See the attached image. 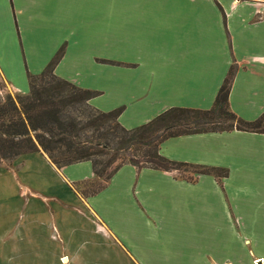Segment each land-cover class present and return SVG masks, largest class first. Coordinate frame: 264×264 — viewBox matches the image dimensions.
<instances>
[{
    "label": "crops",
    "instance_id": "0c3cea01",
    "mask_svg": "<svg viewBox=\"0 0 264 264\" xmlns=\"http://www.w3.org/2000/svg\"><path fill=\"white\" fill-rule=\"evenodd\" d=\"M59 51L54 74L97 92L101 112L122 108L128 130L209 110L230 67L229 110L264 113V0H0L1 96L26 95ZM160 154L228 174L125 165L85 196L71 186L99 182L90 162L46 164L55 189L0 205V264H264V134L174 137Z\"/></svg>",
    "mask_w": 264,
    "mask_h": 264
},
{
    "label": "trees",
    "instance_id": "16d2710c",
    "mask_svg": "<svg viewBox=\"0 0 264 264\" xmlns=\"http://www.w3.org/2000/svg\"><path fill=\"white\" fill-rule=\"evenodd\" d=\"M59 51L46 69L28 76L29 92L0 101V162L42 151L56 168L90 162L101 181L85 196L100 192L125 165L171 172L193 169L198 175L225 178L227 170L170 161L160 154V145L169 138L233 130L264 134V113L253 122L238 118L229 110L228 96L234 77L230 67L213 106L209 110L172 108L135 129L118 122L122 108L101 112L89 101L98 93L78 88L54 74ZM94 183V182H92Z\"/></svg>",
    "mask_w": 264,
    "mask_h": 264
},
{
    "label": "rangeland",
    "instance_id": "374dc122",
    "mask_svg": "<svg viewBox=\"0 0 264 264\" xmlns=\"http://www.w3.org/2000/svg\"><path fill=\"white\" fill-rule=\"evenodd\" d=\"M7 96L16 99L18 96L22 95L12 93L4 96L3 94L2 96L0 95V101L2 102ZM30 159L34 160V163L31 161L26 162ZM24 162H26L24 167H21ZM46 164L56 168L49 162L46 154L42 151L21 155L13 161L0 162V205L4 204L7 209L6 211L12 210L13 207H24L21 201H24L26 196H21V201L18 199L19 195L23 192H46L50 190L51 187L55 189L57 177L51 173ZM171 172H174L181 178L193 177L195 170L180 168L178 171L173 170ZM100 183L101 181L94 183L86 182L76 184L75 186L72 185L71 187L78 190V192L83 195H87L89 192L96 189ZM19 202H21V204H19ZM33 208L37 211L39 210L38 206H34Z\"/></svg>",
    "mask_w": 264,
    "mask_h": 264
}]
</instances>
